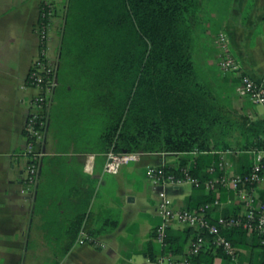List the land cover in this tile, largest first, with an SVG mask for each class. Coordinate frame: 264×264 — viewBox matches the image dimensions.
Instances as JSON below:
<instances>
[{
  "label": "trees",
  "instance_id": "obj_1",
  "mask_svg": "<svg viewBox=\"0 0 264 264\" xmlns=\"http://www.w3.org/2000/svg\"><path fill=\"white\" fill-rule=\"evenodd\" d=\"M205 3L67 0L61 19L58 86L52 94L56 91V101L67 105V117L72 121L66 122L74 128L76 152H94L105 160L109 151L178 153L175 163H164L166 173L181 176L190 163V172L205 181L219 174L208 171L218 166L217 151L230 149L241 152L240 161L234 159L239 163L236 171H250L251 158L243 151L254 140L236 150L228 145V118L222 106L230 101L223 98L213 83L216 79L206 77L200 65L203 34L199 28ZM52 121L48 106V129ZM261 121H251L248 133L262 127ZM69 125L61 129L69 132ZM195 150L198 155L191 154ZM40 185L35 188L37 201ZM198 193L201 198L195 197ZM214 197L215 193L206 191L204 185L195 187L189 203L197 201L188 208L211 202ZM86 210L74 213L66 229L48 230L49 235L57 237L48 240L56 252L54 264L60 262L81 232L93 237V214ZM246 233L243 229L226 231L234 245L244 240ZM199 234L208 236L192 227L184 231L169 228L167 245H160L162 252L186 255L203 264H213L217 255L233 259L211 245L197 255L188 254L186 246ZM254 242L263 249V261L257 264H264V245L257 235Z\"/></svg>",
  "mask_w": 264,
  "mask_h": 264
},
{
  "label": "crops",
  "instance_id": "obj_2",
  "mask_svg": "<svg viewBox=\"0 0 264 264\" xmlns=\"http://www.w3.org/2000/svg\"><path fill=\"white\" fill-rule=\"evenodd\" d=\"M44 1L0 0V264H54L57 256L48 240L57 237L49 235L48 230L66 229L74 213L85 207L93 214V241H76L58 264H158L156 257L162 247L153 240L152 232L162 218L156 205L151 218L139 223L140 215L150 212L135 204L138 193L132 186L136 187L133 181L138 162L124 164L116 173H108L104 171L103 157L94 152H76V134L66 122L70 120L67 105L56 101V91L49 102L53 123L45 134L39 201L36 189L32 193L22 191L29 163L24 126L36 93L27 85V76L39 54L37 23ZM52 1L58 10L63 6L61 0ZM60 20L57 13L49 30L50 57L59 46V34L58 46L55 39ZM199 30L203 34L204 75L216 79L213 83L223 98L239 111L253 120H264L259 105L237 95L239 74H226L220 69L216 43L218 34L225 31L243 71L264 84V0H206ZM66 124L70 126L69 132L61 129ZM157 155L160 162L155 166L175 163L180 157L169 152H157ZM238 166L236 162L235 168ZM191 195L175 206L195 204L197 200L189 203ZM201 196L195 194L197 198ZM221 199L214 216L235 213L238 201L233 204L229 192L222 193ZM172 228L184 231L189 227ZM243 239L236 241L237 257L226 258V264L263 261V249L254 242L255 235L246 233ZM188 248L189 244L186 252ZM223 259L214 256L213 264H224Z\"/></svg>",
  "mask_w": 264,
  "mask_h": 264
},
{
  "label": "built area",
  "instance_id": "obj_3",
  "mask_svg": "<svg viewBox=\"0 0 264 264\" xmlns=\"http://www.w3.org/2000/svg\"><path fill=\"white\" fill-rule=\"evenodd\" d=\"M58 13L54 1L46 0L41 4L37 31L40 39L39 54L32 64L27 85L34 88L30 109L27 115L24 132L26 136V151L29 163L22 181V191L32 193L39 181L40 165L45 152V134L47 131V108L49 97L58 86L57 62L48 53L49 30L51 23ZM218 65L224 73H238L240 83L237 94L247 98L254 105L264 107V84L255 80L243 71L241 61L234 55L229 45V37L225 31L218 34ZM220 155L218 166H211L208 171L219 174L201 181L190 172V163L182 169V175L167 174L163 164L148 165L146 174L154 185L173 184L178 186L183 182H190L193 186L204 185L206 191L215 193L214 200L200 204L193 208L177 207L168 199L164 190L159 191L157 210L162 218L161 223L153 232V240L161 246H166L168 229L175 226H187L206 232L208 236L199 234L189 245L188 254L197 255L205 247L212 246L222 249L229 256L236 258L238 250L227 237L226 231L243 229L251 235H257L264 245V139L260 137L247 150L243 151L251 158V169L247 174L236 171L233 154L239 151L230 149L217 151ZM144 152L109 151L104 165V171L116 173L120 167L130 162H140ZM191 154L198 155L197 150ZM233 192L240 206L237 213L214 216L213 212L222 204L223 191ZM78 242L93 241L86 232H81ZM158 264H203L192 261L188 256H176L171 252H161L156 257Z\"/></svg>",
  "mask_w": 264,
  "mask_h": 264
},
{
  "label": "rangeland",
  "instance_id": "obj_4",
  "mask_svg": "<svg viewBox=\"0 0 264 264\" xmlns=\"http://www.w3.org/2000/svg\"><path fill=\"white\" fill-rule=\"evenodd\" d=\"M67 0H61V8L58 10V15L62 19L63 11L65 10ZM61 21L58 26L56 27L57 30V37L55 39V44L58 46L59 36L61 41ZM59 34V36H58ZM218 47V46H217ZM60 42L57 51L54 55H52L54 61L57 62V67H59V57H60ZM202 65V61L200 63ZM222 109L224 110L227 118H228V133L226 135V142L229 146H231L233 149H239L242 145L247 143V141L254 140L257 141V139L260 137L262 140L264 139V125L258 129L250 131L248 133L247 128L249 126V123L251 121H257L253 120L252 117L249 115H246L245 113L239 111L237 108H235V105L227 104L223 102ZM258 109L260 112H264L263 106L259 105ZM261 121V120H260ZM262 122V121H261ZM248 133V134H247ZM236 156V157H235ZM232 156V159H235L236 161H240L239 155ZM159 156L157 155V152L154 153H147L142 155V160L138 162V171L135 173L134 176V183H136V187L132 186L135 193H138V198L135 204L142 209L146 208L147 212L150 213H143L140 215V222L145 223L146 220L150 219L151 216L155 213L156 205L158 206V194L159 191L164 190L166 192V195L168 199L172 200L174 205L175 204H183L185 202V198L190 193L193 194L195 191V187L190 182H183L179 184L177 187L173 184H165V185H154V183L148 178L146 174V167L147 165H156L158 164ZM130 165H134L135 163L130 162L128 163ZM128 165V166H130ZM134 195V194H133ZM231 200L233 204H237V198L236 195L231 192L229 193ZM159 215V213H158ZM224 264L227 263L225 259H223Z\"/></svg>",
  "mask_w": 264,
  "mask_h": 264
}]
</instances>
